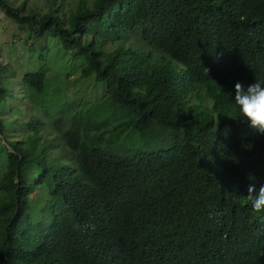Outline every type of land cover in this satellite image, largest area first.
Segmentation results:
<instances>
[{
	"label": "trees",
	"instance_id": "16d2710c",
	"mask_svg": "<svg viewBox=\"0 0 264 264\" xmlns=\"http://www.w3.org/2000/svg\"><path fill=\"white\" fill-rule=\"evenodd\" d=\"M1 12L33 59L19 75L0 60V264H264V211L246 198L264 186V134L233 100L236 82L264 83V0H0Z\"/></svg>",
	"mask_w": 264,
	"mask_h": 264
},
{
	"label": "rangeland",
	"instance_id": "374dc122",
	"mask_svg": "<svg viewBox=\"0 0 264 264\" xmlns=\"http://www.w3.org/2000/svg\"><path fill=\"white\" fill-rule=\"evenodd\" d=\"M15 4H19V2H22L23 0H12ZM21 35L24 36L23 33H19L17 25L9 20L8 18H6L3 13L1 12L0 15V60L2 62V64H4L7 67H12V68H16L18 75L20 74V70L21 67H27L28 65H30V60L33 59V57L31 56V54L28 52V46H26L24 44V42H18L17 39L15 38V36L17 35ZM56 48V49H55ZM45 53H47L46 58L48 59L47 64H50V67H53L55 64L56 65H61V56L63 55L62 53V48H59L57 46V43L55 40L50 41V45H46V49L44 50ZM60 51V54H59ZM65 59H67L68 61V67H70V72L76 76L77 74V68H82L79 65V62L77 60H75L76 64H73L71 62L72 58H68L66 57ZM43 62V61H41ZM48 66L47 68L43 69L44 72H46L47 74V80L51 81L52 84L51 86L48 88V92L50 94H55L56 100H60L61 94L58 96V92H62V78L61 75H59L55 69L50 68L49 70ZM14 83L17 82L16 78H14ZM93 81V80H92ZM90 82V81H87ZM18 86V91L21 92V87L20 85ZM89 87H92L91 90H97L95 92L98 93V97L101 96L102 92H101V85L98 82H90L88 85ZM94 92V93H95ZM19 98H17L16 101H18ZM14 107V105L12 106ZM9 113H10V109L7 106H3L0 103V117L9 120ZM26 113L29 115V117H27L28 119L30 118L31 114H32V110H31V105L30 103L26 102ZM47 122V121H46ZM45 130H49V131H53V129H48L47 128V123H46V127ZM0 143L2 145H5V142L3 140H0ZM4 151L0 150V154H3ZM5 163L4 161H2V158L0 157V174L1 172H3Z\"/></svg>",
	"mask_w": 264,
	"mask_h": 264
},
{
	"label": "clouds",
	"instance_id": "9594fccd",
	"mask_svg": "<svg viewBox=\"0 0 264 264\" xmlns=\"http://www.w3.org/2000/svg\"><path fill=\"white\" fill-rule=\"evenodd\" d=\"M234 103L239 110V120L259 134H264V83L255 81L245 86L241 82L235 83ZM247 200L257 212L264 211V186L259 189L254 184L247 188ZM221 213H209L210 218Z\"/></svg>",
	"mask_w": 264,
	"mask_h": 264
}]
</instances>
